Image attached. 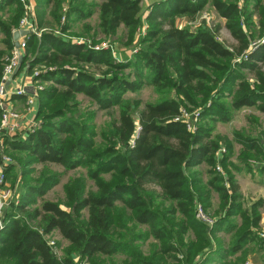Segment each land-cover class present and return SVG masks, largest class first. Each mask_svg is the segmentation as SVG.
Segmentation results:
<instances>
[{
    "label": "trees",
    "instance_id": "16d2710c",
    "mask_svg": "<svg viewBox=\"0 0 264 264\" xmlns=\"http://www.w3.org/2000/svg\"><path fill=\"white\" fill-rule=\"evenodd\" d=\"M141 1L36 0L37 27L44 30L28 36L21 68L29 64L31 74L37 66L49 69L34 77L44 85L36 129L20 140L7 139L16 160L7 175L22 177L20 201L0 229V264H116L117 255L125 256L122 264H193L197 259L199 264H237L240 260H230L231 255H245L250 243L264 248L259 231L264 200L244 207L231 170L237 168L231 160L233 142L212 135L207 124L228 122L245 107L264 113V43L250 51L264 34V0H149L147 13ZM207 5L225 20L234 44L219 39L221 24L179 26L180 17L194 20ZM8 6L15 8L9 21L0 18L7 47L0 49V81L23 15L19 0H0V9ZM94 13L99 23L92 44L67 36ZM145 23L146 32L138 34ZM84 26L87 32L93 28ZM121 26L127 29L126 45L138 47L131 57L119 60L110 48H94L98 35L113 38ZM247 52L249 58L238 61ZM86 64L98 66L99 73ZM147 87L158 99L139 109L141 101L126 95ZM79 94L96 108H82ZM183 108L200 109L195 131L175 120ZM99 110L111 111V119L100 125ZM234 140L242 145L243 164L252 168L255 159L264 173L263 138L235 131ZM222 143L227 149L219 160ZM36 163L44 167L33 176ZM51 163L65 172L86 170L64 184L63 201L44 198L64 174ZM202 163L208 166L207 180L195 170ZM212 190L221 207L209 228L196 218V203L209 210ZM55 230L68 242L63 257L53 254L46 239ZM220 230L230 235L228 245L217 236ZM147 242L148 254L142 249Z\"/></svg>",
    "mask_w": 264,
    "mask_h": 264
},
{
    "label": "rangeland",
    "instance_id": "374dc122",
    "mask_svg": "<svg viewBox=\"0 0 264 264\" xmlns=\"http://www.w3.org/2000/svg\"><path fill=\"white\" fill-rule=\"evenodd\" d=\"M30 1L35 6L36 0H30ZM148 1L149 0H147V1L142 0L141 1V4L145 5V9H146V5H147L146 3ZM13 7L15 8V6H13ZM13 7L8 6V7H5L3 9H0V18H2L3 20L9 21L13 15L11 13L12 12L11 8H13ZM146 13H147V9H146ZM204 13H206V15H207L206 17H208V18H205L203 21H201V17L203 16ZM187 18H188L187 16L180 17V19H187ZM255 19H257V16ZM47 21L53 25L50 18ZM86 23L89 24L90 27H93L90 32H87L85 30L84 25H86ZM98 23H99L98 13H94L91 17H88L87 19L81 20L78 23H76L74 28L71 30V32H69V34H72V35H70V36L67 35V36L71 39L72 38H75V39L82 38V39H86V40H89L90 42H92V40H91L92 36L91 35L94 32L98 31L97 27H96ZM191 23H193V24H186L185 23L186 25H184L183 27H191V28L195 27V29H197V28H200L202 26H207V24H208L207 27L211 28L214 25L221 24L222 27L218 33L219 39L221 41H223L224 43L229 44V45H231L232 42L235 41L233 36L231 35L230 31L224 26V20L219 16L218 12L215 9H213L210 5H207L204 8V10H202L197 15L196 19L191 21ZM141 28H142V26L138 28V34H140V32H141L140 31ZM48 29H50V28H48ZM57 31L58 30H55V33L59 34ZM4 39H5V35L2 32V30L0 29V48L3 50H6L7 47H6V44L4 43ZM97 40H98V44H101V43L108 44L107 48H110L113 51V54L120 60H123L127 57H131L132 54L134 52H136L135 49L138 48L134 44H133L134 46L133 45H131V46L126 45L125 42L128 41V36H127V29H125L124 26H121V28L118 31V34L115 37L106 38L105 36L100 34V35H98ZM25 66H27V65H25ZM88 67L93 72L99 73L98 66H96L95 64H86V68H88ZM36 68L43 69L44 66H37ZM29 74H31V73H29ZM39 82L41 84H43L41 81H39ZM126 97L138 99L139 101H141V106L139 109H141L146 102H150V101L154 102V101H157V99H158L157 94L155 93V91L151 87L144 88L143 90L136 92V93H131V92L127 93ZM79 99L83 103L82 108H85V107L88 108L92 104V100L83 94H79ZM91 108L94 109V108H96V106L93 105V106H91ZM37 111H38V103H37V109H36V116L34 119V120H36V122H37ZM110 112L105 111V110H99L97 112L96 117H95L97 123L100 125V124H104L107 121H109L111 119V115H109ZM253 112H254L253 109L252 110H245L242 113H238L236 111V112H234L232 119L228 122H224V121H220V120H214V121L208 120L207 121L208 126L211 128L212 135L222 136V138H224L227 141L232 140V142H233V150H232L233 156H232L231 160L234 163H236V167H237V168L231 167V170L234 173H237L244 168H248L246 165L243 164V162L241 161L240 156H239V154L242 150V145L240 147L238 145L239 143L236 144V142H234L235 140L233 139V137H234L235 131H240V132L248 134V135H261L259 137H262L264 139V117L261 118V116H259L256 113H253ZM255 112H258V111L255 110ZM254 117H257L258 120L256 121ZM137 127H138V125H137ZM22 137L25 138L26 136H23V135L20 136V133H19V135L16 134L13 137H9V138L10 139H16V140L18 138V140H20V139H22ZM222 146H224L226 148V145L224 143H222ZM7 152L13 158V163H15L16 160L13 157L14 149L8 146ZM253 160H255V159H252L251 162H254ZM34 166L36 168V174L33 173V176H35V175L38 176L39 172L44 167V165L41 163H36ZM49 166L52 170L57 171V172H61V173L63 172L64 174L62 175L60 182L57 185H55L53 188L48 190L47 193L45 194L44 198L47 200L63 201L66 197L65 191H64V184L71 178H75V177L80 176V175H86L85 169L69 170V171L65 172V169L62 165L51 163V164H49ZM218 171H220V170H218ZM220 172L222 174L226 173V170L223 168V166H222V170ZM21 177H22V175L20 173H18L17 175H14V172H12L7 177V179H8L7 181H8L9 186L11 187V189L14 190V188L17 187V189H16L17 191H16V193L12 199V202L9 204V206L7 208L5 207L6 211L4 208L0 213V220L2 221L3 225L5 223V218H6L7 213L9 211H11L13 206L15 204H18L20 201L19 197H20V193H21V190H20L21 189V187H20ZM90 184H92L91 181H90ZM215 199H216V194H215V198L213 199V201H211L212 204L208 208L209 209L208 211L211 213V215L213 217L216 218L215 211L220 209L221 204H218L217 200H215ZM33 224L35 225L36 222H33ZM209 228H212V227H209ZM46 239H47V241H48V243H49V245L53 251V254L58 256V257H63V255H64L63 249L68 245V242L61 236L60 232L58 230H55L54 232L47 234ZM226 239H225V241H226L225 244H228V242L231 240V237H230V239H229V237ZM142 249L144 250V252L146 254L150 253V251L152 250L150 242L143 244ZM124 258H125V256H123V255H117L114 258L115 259L114 261L116 262V264H122V260ZM81 264H90V262L88 260H85Z\"/></svg>",
    "mask_w": 264,
    "mask_h": 264
},
{
    "label": "built area",
    "instance_id": "2783aa9c",
    "mask_svg": "<svg viewBox=\"0 0 264 264\" xmlns=\"http://www.w3.org/2000/svg\"><path fill=\"white\" fill-rule=\"evenodd\" d=\"M23 6V15L19 22V27L17 29H28L33 31V33L38 36L41 35L44 29H39L36 23V13L35 6L30 0H19ZM147 1V0H144ZM206 13L201 17L203 21L206 17ZM147 24L140 29L141 33H145ZM61 34L60 31H57ZM28 36H22L19 40L20 46L17 47L14 45V48L11 54L7 55L4 60L3 74L0 81V213L7 206L8 201L11 199L14 190L8 184V175L7 170L13 163V158L7 152L8 144L7 139L13 137L14 135H23L26 136L27 132L34 131L38 125L36 120H31L25 124L22 120L23 114L20 110L16 109L12 104V98L14 96L26 97V107L28 111H35L36 106L39 100V90L44 88V85L39 81L34 79L35 76L39 75L41 72L47 71L49 68L45 67L43 69L35 68L32 74H27L25 77L13 87L9 86V89H6V82L9 80V77L14 73L16 67L19 65V59L21 55H25V50L27 46ZM74 42L82 43L87 42L92 44L89 40L86 39H75L72 38ZM259 43H264V34L261 39L254 42L251 45L250 51H254ZM108 44L101 43L94 46L95 49L107 48ZM137 51V49H135ZM248 52L244 53L241 57L238 58V61L245 59L247 60ZM118 59V58H117ZM120 60V59H119ZM29 64L26 68L28 69ZM14 81V80H13ZM201 111L200 109H195L189 111L186 108L181 110V114L178 115L175 120L184 121L187 125V128L191 131L197 129V123L200 118ZM140 131V126L138 125L136 134L132 139L131 143L134 144L135 139L138 137ZM226 151V148L222 146L218 152L217 157L220 160V155H223ZM217 169L222 170L220 163L217 164ZM10 187V188H9ZM196 218L205 223L208 227H213L216 222V218L211 215V213L205 208L201 202L196 203ZM3 227V223L0 220V229ZM260 236L264 238V231L260 232ZM243 264H252L249 261H245Z\"/></svg>",
    "mask_w": 264,
    "mask_h": 264
},
{
    "label": "crops",
    "instance_id": "0c3cea01",
    "mask_svg": "<svg viewBox=\"0 0 264 264\" xmlns=\"http://www.w3.org/2000/svg\"><path fill=\"white\" fill-rule=\"evenodd\" d=\"M190 20H191L190 18L189 19L188 18L187 19H180L179 18L178 24L181 27H183L186 24H193V23H191L192 20L191 21ZM207 26H208V24H207ZM224 26H225V20H224ZM192 29H195V27H193ZM234 43H235V41L232 42V44H234ZM27 74H28L27 68H26V66H24L23 68H21L19 70L18 74L14 78L12 87L16 83L20 82L25 77V75H27ZM12 104L17 109H19L21 111V113L23 114L22 120L25 124H27L29 121L35 119L36 110L35 111H28L27 110L26 97L15 96L12 98ZM36 109H37V106H36ZM252 109L254 110L253 113L258 114L259 116H261V118L264 117V113L260 112L255 107H245L243 109L238 110L237 112L242 113L245 110H252ZM255 110H257L258 112H255ZM251 136L259 137L261 135H251ZM233 139H234V137H233ZM234 142H236V144L239 143L237 140H235ZM238 145L241 147L240 143ZM221 158H222V155H220V159ZM260 168H261V164L259 162H253L252 168H249V169L244 168L241 171L234 173L236 176V179L240 185V191H241V194L243 196L242 201H243L244 207L249 208L252 205V203H254L255 201H257L259 199L264 200V173L261 171ZM207 169H208V166L205 163H202L195 168V170H198V171H201L204 173V179L205 180H207V177H208L207 173H206ZM215 194H216L215 200H217V203L220 204L221 203L220 196H219L218 192L215 190H212V201L215 198ZM260 210L262 213V218L260 221L259 231L262 232V231H264V208L261 207ZM234 220L237 222L241 221L239 216H235ZM217 236L219 238H222L224 240V243H226V241H225L226 238L229 237V239H230V235L225 233L224 230H220L217 233ZM229 242H228V244H229ZM228 244H225V245H228ZM214 246H215V242H214ZM246 252L247 253H245V255H244V252H238L235 255H231L230 260H233V261H239L240 260L237 264H243L245 261H249L252 264H264V248H258L255 243H250L249 245L246 246ZM242 253L244 255V258H243ZM239 258H241V259H239Z\"/></svg>",
    "mask_w": 264,
    "mask_h": 264
},
{
    "label": "water",
    "instance_id": "95a60500",
    "mask_svg": "<svg viewBox=\"0 0 264 264\" xmlns=\"http://www.w3.org/2000/svg\"><path fill=\"white\" fill-rule=\"evenodd\" d=\"M32 33H33V31L28 30V29H17V30H15V31H14V35H13V39H14L15 45H16L17 47H19V46H20V42H19L20 38H21L22 36L30 35V34H32ZM23 59H24V55H21V56H20V59H19V65L16 67L14 73L9 77V80L6 82V89H7V90L9 89V86L11 85V83H12L13 80H14V78L16 77V75L18 74L19 70L21 69V67H22V63H23ZM16 189H17V187L14 188L13 195H12L11 199L8 201V204H7L6 208H7V207L9 206V204L12 202V199H13V197H14L16 191H17ZM6 208H5V211H6ZM198 260H199V259H197V261H196L195 263H193V264H199V263H198Z\"/></svg>",
    "mask_w": 264,
    "mask_h": 264
}]
</instances>
